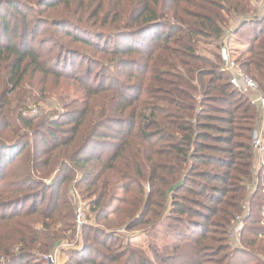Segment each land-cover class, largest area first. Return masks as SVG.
<instances>
[{"label":"trees","instance_id":"trees-1","mask_svg":"<svg viewBox=\"0 0 264 264\" xmlns=\"http://www.w3.org/2000/svg\"><path fill=\"white\" fill-rule=\"evenodd\" d=\"M258 2L0 0V264H46L73 239L72 190L90 224L63 264H264L258 107L218 56L246 44L236 63L264 92ZM36 78L67 83L59 112L24 114Z\"/></svg>","mask_w":264,"mask_h":264},{"label":"built area","instance_id":"built-area-1","mask_svg":"<svg viewBox=\"0 0 264 264\" xmlns=\"http://www.w3.org/2000/svg\"><path fill=\"white\" fill-rule=\"evenodd\" d=\"M260 5V8L257 7ZM259 10V12H258ZM264 11V0H259L258 5L255 7V15L260 16ZM229 38L225 39L222 43V46L218 49V56L220 58V63L222 65V69L228 77L229 85L233 88V90L239 93H247L253 104L258 107V114L260 116L256 128L252 132L251 136V145L252 148L257 150H262V135L264 134V92H261L258 85L255 81H253L248 76L244 75L238 64L236 63V55L232 49ZM33 116H36V111L32 110L30 112ZM75 210H74V230H75V242L72 244H68L67 242H61L58 246L54 248V250L46 255L44 259L46 260V264H60L59 253L66 250L79 249L77 244L80 237V233L82 229L89 225L84 207L85 204L83 202L77 201L74 202ZM238 223L234 225L233 231L230 234V237H236L234 234H239L242 229L241 226V217H237ZM231 238V239H232ZM233 240V239H232ZM234 241V240H233Z\"/></svg>","mask_w":264,"mask_h":264},{"label":"rangeland","instance_id":"rangeland-1","mask_svg":"<svg viewBox=\"0 0 264 264\" xmlns=\"http://www.w3.org/2000/svg\"><path fill=\"white\" fill-rule=\"evenodd\" d=\"M258 5V4H257ZM260 8V5L257 7V9ZM259 12V10H258ZM257 15H255L254 13V16L255 18H257ZM46 16V15H45ZM230 44L232 46V49L234 52H240V51H243L245 49H242V48H245V47H242V45L234 40L231 39L230 41ZM213 52H216L215 49L211 46H208V45H202L201 47V54L211 60H213V57H212V53ZM238 55V54H237ZM236 55V56H237ZM46 81L43 82L42 80L40 81V78H36L34 80H32V88L30 89L28 86H24L23 90L26 91V92H31L33 94H35V86L36 88H42L44 86V89L46 91V93L40 97V96H36V97H39V98H43V100H41L40 102H34V103H29L28 107L26 110H24V114L27 115V116H31L32 114H30V112L32 110H35L36 111V116H43V115H46L47 112H53V111H57L59 112V108L57 106V102H56V99L55 97H57V95L61 94L62 92H69V88L67 89L66 87L64 88V86L67 84L65 81H56V80H53V79H45ZM3 86H4V83L0 84V92L1 90L3 89ZM8 89H11L10 87ZM23 91V96H27L28 93H24ZM22 93V92H21ZM15 95H17V92L14 93ZM13 94V96H14ZM245 95H247V93H244ZM36 95V94H35ZM33 116V115H32ZM257 117H258V120L260 118L259 114H257ZM257 126V124H256ZM255 126V128H256ZM254 128V129H255ZM262 146H263V149L262 150H257V149H254V148H251L252 150V154H253V171L254 173L259 170V167L262 166L263 164V157H264V134L262 135ZM95 147V145H94ZM94 147H89V149L87 150V152H91V150L94 149ZM252 147V145H251ZM71 197L72 199L74 200V202H77V201H80L82 202L75 194V191L72 190L71 191ZM246 211V210H245ZM244 211V212H245ZM86 215V214H85ZM240 216L241 217V226H242V229L241 231L239 232V234H234L236 237H230V234L231 232L233 231V227L234 225H236L238 223V220H237V217ZM244 219V216L243 214L242 215H237L234 220L232 221V224L230 226V229H229V232H228V240L231 244V246H233L234 248L237 247L239 248L240 247V242H241V238H242V235H243V229H244V224H245V221L243 220ZM89 221V220H88ZM90 222V221H89ZM120 233H124L123 230H119ZM129 235L128 238L129 240L131 241L132 244H135L137 246H141L143 245V238L139 235L141 234H138L137 232H132V233H128ZM80 239L78 241L81 242V233L79 235ZM234 240H232V239ZM68 244H72L75 242V233H74V236H73V239L71 241H66ZM144 249H146L145 245H143ZM77 247H81V244H77ZM80 249V248H79ZM59 258L62 259V264L65 262V256L63 254V252L59 253ZM60 261V260H59ZM60 264H61V261H60Z\"/></svg>","mask_w":264,"mask_h":264},{"label":"crops","instance_id":"crops-1","mask_svg":"<svg viewBox=\"0 0 264 264\" xmlns=\"http://www.w3.org/2000/svg\"><path fill=\"white\" fill-rule=\"evenodd\" d=\"M241 45H242V47H245V48H242V49H246V47H247L246 44H241ZM60 261H61V264H62V259H60Z\"/></svg>","mask_w":264,"mask_h":264}]
</instances>
